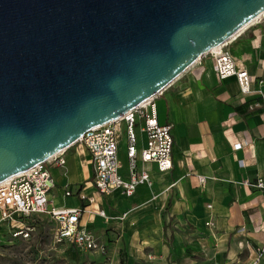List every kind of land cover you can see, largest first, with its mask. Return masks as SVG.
<instances>
[{"label":"water","instance_id":"1","mask_svg":"<svg viewBox=\"0 0 264 264\" xmlns=\"http://www.w3.org/2000/svg\"><path fill=\"white\" fill-rule=\"evenodd\" d=\"M264 0H0V182L155 97Z\"/></svg>","mask_w":264,"mask_h":264},{"label":"crops","instance_id":"2","mask_svg":"<svg viewBox=\"0 0 264 264\" xmlns=\"http://www.w3.org/2000/svg\"><path fill=\"white\" fill-rule=\"evenodd\" d=\"M224 49L245 65L251 93L242 94L234 76L219 78L213 58L203 55L154 98L158 121L172 125L171 169L160 172L155 163H145L150 186H138L131 196L120 190L100 195L90 184L88 151L81 144L88 164L75 162L79 147L67 153L71 145L64 150V166L47 165L65 169L57 176L49 170L54 181L50 205L81 207L80 221L86 228L88 223L104 225L113 212L117 223L133 227L137 215L148 211L161 217L165 211L160 223L164 239L149 252L156 256L155 264H245L258 247L262 255L256 264H264V189L244 184L264 180V14L227 40ZM256 102L260 106L247 112L248 104ZM119 156L125 166L122 137ZM121 172L126 176L125 168ZM53 188L59 194L52 195ZM78 192L93 202L81 200ZM69 197L75 199L73 204L59 203ZM130 203L137 205L129 207Z\"/></svg>","mask_w":264,"mask_h":264},{"label":"built area","instance_id":"3","mask_svg":"<svg viewBox=\"0 0 264 264\" xmlns=\"http://www.w3.org/2000/svg\"><path fill=\"white\" fill-rule=\"evenodd\" d=\"M224 44L225 42L204 55L213 58L219 78L234 76L240 92L251 93L249 74L245 65L241 60L232 57L224 49ZM154 98L148 99L115 120L86 130L74 143L82 144L88 151L93 172L90 184L100 195H108L114 190H120L124 195L131 196L138 186H150V175L143 168L145 163H155L160 172L171 169L172 125L158 121ZM259 106L257 102L250 103L247 112H252ZM123 130H125V166L119 156ZM141 136L144 139H141ZM140 141L142 143L139 146ZM63 153L64 151L56 153L45 162L0 182V222L9 225V233L13 238L29 239L34 235L35 228L27 222L44 214L56 224L53 233L54 242H65L85 252L103 253L105 244L80 221L83 212L81 207L50 205L48 193L54 181L47 165L64 166ZM123 168L126 170V176L121 172ZM199 180L202 183L204 178L199 177ZM244 184L264 189V180L260 177L253 183L245 180ZM66 195H70V192L66 191ZM78 195L81 200L93 202V198L89 195L82 192H78ZM98 213L104 216L103 211L100 210ZM206 225L210 226L212 222L207 221ZM261 255L262 248L258 247L256 254L245 264H256ZM147 257L150 264H155L154 254L149 253Z\"/></svg>","mask_w":264,"mask_h":264},{"label":"rangeland","instance_id":"4","mask_svg":"<svg viewBox=\"0 0 264 264\" xmlns=\"http://www.w3.org/2000/svg\"><path fill=\"white\" fill-rule=\"evenodd\" d=\"M124 131L121 133L122 140L125 138ZM78 147L74 161L88 164L80 143L72 145L67 149V153ZM47 168L53 176L60 175L65 171V169L60 168L51 169L50 166H47ZM84 169V179L88 180V165ZM50 193L57 195L59 191L53 188ZM156 197L158 203L162 205L164 199L160 192ZM74 202L75 199L71 197L65 200L59 199L60 204H73ZM130 204L129 207L137 205L136 203ZM113 213V217L110 215L103 222L104 225L98 226L92 223L87 225V229L95 233L104 242L105 251L103 253L85 252L65 242H54L53 233L56 224L44 214L27 222L34 225L35 228L34 235L29 239L13 238L7 231L6 225L0 222V264H120L123 250L124 254L122 256L126 264H146V254L151 250H155V244L164 239L160 223L161 218H166L164 216L165 211L161 214V217L148 211L143 212L140 217L136 216V223L133 227L122 226L117 223L118 214ZM128 257L135 260L133 262L129 261Z\"/></svg>","mask_w":264,"mask_h":264},{"label":"trees","instance_id":"5","mask_svg":"<svg viewBox=\"0 0 264 264\" xmlns=\"http://www.w3.org/2000/svg\"><path fill=\"white\" fill-rule=\"evenodd\" d=\"M123 254H124V252L121 253L120 264H125V261H124L123 256H122Z\"/></svg>","mask_w":264,"mask_h":264}]
</instances>
